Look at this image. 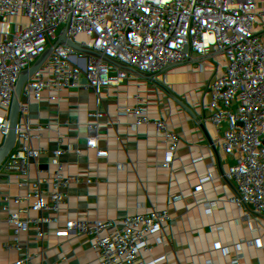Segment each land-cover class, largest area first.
I'll return each mask as SVG.
<instances>
[{
  "label": "built area",
  "instance_id": "2783aa9c",
  "mask_svg": "<svg viewBox=\"0 0 264 264\" xmlns=\"http://www.w3.org/2000/svg\"><path fill=\"white\" fill-rule=\"evenodd\" d=\"M131 1L83 68L72 60L85 59L100 24L70 39L67 58L62 0H12L0 13V62L12 69L0 84V191L11 179L0 232L42 210L59 232L87 208L75 194L115 205L174 184L186 189L167 236L176 263L264 264V154L248 145L264 136V46L243 25L264 26V0ZM40 166L39 180L18 172ZM80 245L134 264L101 235ZM48 248L57 264L61 245Z\"/></svg>",
  "mask_w": 264,
  "mask_h": 264
},
{
  "label": "crops",
  "instance_id": "0c3cea01",
  "mask_svg": "<svg viewBox=\"0 0 264 264\" xmlns=\"http://www.w3.org/2000/svg\"><path fill=\"white\" fill-rule=\"evenodd\" d=\"M11 5L12 0H0V13ZM166 20L169 21L170 17L161 13L160 21ZM259 20L260 15L253 18L255 22ZM243 25L264 46V26L254 29L250 23ZM11 74L10 65L2 60L0 84ZM8 97L0 86V105ZM254 139L249 146L263 140L257 139L256 142ZM255 150L261 151L259 143ZM45 171L40 166L34 174ZM75 196L82 199L87 208L77 218L63 220L59 232L52 220L44 218V210L38 217L21 222L16 232L3 229L0 232L1 264H47V256L52 251L48 245L54 243L61 245L56 250L57 264H118L111 257L95 259L92 248L80 245L83 238L96 235L103 236L111 250L125 251L134 264H184L186 254L176 263L170 254L171 242L167 238L171 215L186 197L184 186L151 185L143 193L126 197L115 205L102 204L79 194Z\"/></svg>",
  "mask_w": 264,
  "mask_h": 264
},
{
  "label": "trees",
  "instance_id": "16d2710c",
  "mask_svg": "<svg viewBox=\"0 0 264 264\" xmlns=\"http://www.w3.org/2000/svg\"><path fill=\"white\" fill-rule=\"evenodd\" d=\"M68 9L69 26L64 32V46L68 45V41L74 37L80 36L83 32L95 29L96 43L85 59L72 61L80 68L84 64L94 59L95 53L109 45L116 36V12L121 9H136L139 5L131 0H62ZM64 48V49H65ZM65 57H74L75 54H64Z\"/></svg>",
  "mask_w": 264,
  "mask_h": 264
},
{
  "label": "rangeland",
  "instance_id": "374dc122",
  "mask_svg": "<svg viewBox=\"0 0 264 264\" xmlns=\"http://www.w3.org/2000/svg\"><path fill=\"white\" fill-rule=\"evenodd\" d=\"M170 27H171V23H170V20H169V21H167V36H171ZM95 35H96V32H95ZM158 36H159V38H160V40L162 42L163 36H164L163 28H159L158 29ZM85 37L91 39L90 33L86 32L85 33ZM69 47L71 48L70 40L68 41L67 47L64 49V54H69L70 53V48ZM257 139H263L262 141L258 140V143L260 144V149H261V151H259V152L262 153V154H264V136H259V137L255 138L254 140L257 142ZM258 143H256V144H258ZM242 146H245L246 147L247 144L244 143ZM19 160L20 159L17 160L16 164L19 163Z\"/></svg>",
  "mask_w": 264,
  "mask_h": 264
},
{
  "label": "water",
  "instance_id": "95a60500",
  "mask_svg": "<svg viewBox=\"0 0 264 264\" xmlns=\"http://www.w3.org/2000/svg\"><path fill=\"white\" fill-rule=\"evenodd\" d=\"M18 172H22L23 174L27 175L28 177L35 179V180H38V177L33 172L27 171L24 167H22ZM10 182H11V179H9L8 182L6 183V185L1 189L0 195L6 190V188L10 184ZM146 182H147V179L144 180V183H146Z\"/></svg>",
  "mask_w": 264,
  "mask_h": 264
}]
</instances>
